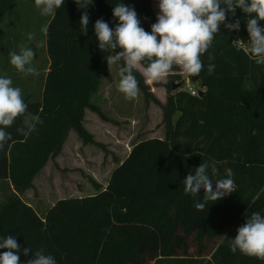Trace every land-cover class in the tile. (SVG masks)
<instances>
[{"label": "trees", "instance_id": "obj_1", "mask_svg": "<svg viewBox=\"0 0 264 264\" xmlns=\"http://www.w3.org/2000/svg\"><path fill=\"white\" fill-rule=\"evenodd\" d=\"M16 1L0 0V22L12 14ZM121 2L135 8L141 26L150 32L157 15L153 0ZM117 3L94 0L88 6L87 35L79 26L84 10L74 0H65L48 24L50 65L42 94L36 100L24 99L42 123L24 136L17 132L22 123L17 120L7 129L12 139L0 151V236L17 239L21 264L32 258V253L23 255L28 246L33 254L44 249L57 264H264L229 248L248 216L264 215V66L256 65L236 44L249 39L247 17L239 9L234 17L228 14V22L240 21L239 31L221 26L203 57L197 95L184 89L179 70L168 76L164 104L151 94L163 109L164 138L134 144L97 194L60 199L44 217L24 201L23 194L49 157L62 151L72 128L85 141H93L83 119L87 108L98 111L92 96L103 77H111L105 56L112 54L99 50L93 26L102 18L114 28ZM260 25L264 27V21ZM209 55L215 64L211 75ZM2 69L18 77L9 62ZM136 76L149 96L140 71ZM194 77H189L192 82ZM201 162L209 164L213 180L231 170L236 184L234 193L204 211L194 207L203 193L186 195L183 184Z\"/></svg>", "mask_w": 264, "mask_h": 264}, {"label": "clouds", "instance_id": "obj_2", "mask_svg": "<svg viewBox=\"0 0 264 264\" xmlns=\"http://www.w3.org/2000/svg\"><path fill=\"white\" fill-rule=\"evenodd\" d=\"M94 0H74L79 9H83L79 20L81 34L87 35L89 13L86 10ZM35 7L42 16H54L63 7L65 0H34ZM158 12L156 22L151 24V31L141 26V20L134 7L127 6L119 0L113 6L112 16L117 21L115 27L102 18L94 24V34L101 52H111L105 56L109 69L119 66L117 90L124 98L134 101L139 97L140 87L136 72L146 83L159 82L179 70L189 77H198L204 70L203 57L212 47L221 26L229 31H239L240 21L228 22V14L234 17L239 9L247 17L246 31L248 41L239 39L238 43L246 55L256 65L264 66V0H157ZM46 36L48 25L41 28ZM29 42L36 41V47H46V40H36V33L30 32ZM18 51L8 53L9 63L17 73L27 76H39L34 65L35 52L25 43L18 46ZM120 49L119 52L116 50ZM207 71L211 75L215 64L214 57L208 56ZM122 62V63H121ZM17 120L21 126L17 132L28 136L42 123L39 115L28 111L23 91L14 86L13 79L0 74V151L12 139L7 129L13 127ZM209 164L201 162L194 174L189 173L183 180L184 192L192 197L199 196L203 189V199L195 202L198 211L207 210L209 204L223 199L236 191V184L231 170L225 178L213 181L210 177ZM215 182V187H213ZM233 254L239 253L264 261V215L253 212L246 221L237 228L236 235L229 241ZM0 264H21V245L12 235L0 236ZM32 253L26 264H57L55 257L40 249L33 254L32 249L23 248V255Z\"/></svg>", "mask_w": 264, "mask_h": 264}, {"label": "rangeland", "instance_id": "obj_3", "mask_svg": "<svg viewBox=\"0 0 264 264\" xmlns=\"http://www.w3.org/2000/svg\"><path fill=\"white\" fill-rule=\"evenodd\" d=\"M153 6L157 14V0L153 1ZM4 22L10 23L11 20L5 18L2 26ZM2 26L0 25L1 29ZM42 27L28 21L21 34V42L32 47L35 52L33 63L39 76L24 77L17 74L18 77H12L11 73L6 72L13 79L14 86L22 89L24 99L30 97L31 100H36L41 96L49 69L47 45L38 48L36 41L29 42L27 39L28 33L35 32L37 41L46 40L41 32ZM10 51L11 48L8 49ZM119 66L111 68V77H103L99 91L92 96V103L98 111L91 108L85 111L83 125L92 135L93 141H85L72 128L62 151L49 157L44 168L35 177L33 185L23 194L24 201L40 216L44 217L60 199L97 194L107 186L111 172L127 158L134 144L148 138H164L163 109L151 94L161 104L165 103L168 76L159 82H145L149 86L150 95H145L140 89L139 97L129 101L117 90ZM10 67L13 68L11 65ZM142 70L141 68L139 71ZM3 73L5 72L1 68L0 74ZM178 73L185 79L184 89H188L187 84L195 90L200 89V85L192 82L188 75ZM170 261H161L159 264H171Z\"/></svg>", "mask_w": 264, "mask_h": 264}, {"label": "crops", "instance_id": "obj_4", "mask_svg": "<svg viewBox=\"0 0 264 264\" xmlns=\"http://www.w3.org/2000/svg\"><path fill=\"white\" fill-rule=\"evenodd\" d=\"M7 17L10 18L11 22H4L2 26V21ZM53 17L42 16L39 9L35 7L34 0H17L12 14L5 15L0 22L2 26V29L0 28V61L3 63L2 68L6 67L10 59L8 49L11 48V51H18L17 46L22 43L21 34L26 23L31 21L34 25H41L42 27L43 24L48 25ZM5 48L8 49L6 50ZM12 69L13 72L19 75L14 68ZM199 88V90L202 89L201 86Z\"/></svg>", "mask_w": 264, "mask_h": 264}, {"label": "built area", "instance_id": "obj_5", "mask_svg": "<svg viewBox=\"0 0 264 264\" xmlns=\"http://www.w3.org/2000/svg\"><path fill=\"white\" fill-rule=\"evenodd\" d=\"M241 40H243V39H241ZM238 41H239V40H238ZM238 41L236 42V44L238 45V47H241V46L239 45ZM243 41H244V40H243ZM244 42H245V41H244ZM189 83H190V82H189ZM187 86H188V89H186V90L190 91L193 95H197V94H198V90L193 89L189 84H187Z\"/></svg>", "mask_w": 264, "mask_h": 264}, {"label": "water", "instance_id": "obj_6", "mask_svg": "<svg viewBox=\"0 0 264 264\" xmlns=\"http://www.w3.org/2000/svg\"><path fill=\"white\" fill-rule=\"evenodd\" d=\"M194 82H197V78L196 77H194ZM180 86H181V84H175L174 88H177V87H180ZM200 94H202V92ZM213 181H215V180H213ZM213 187H215V182H213ZM199 193H203V189H201L199 191Z\"/></svg>", "mask_w": 264, "mask_h": 264}]
</instances>
